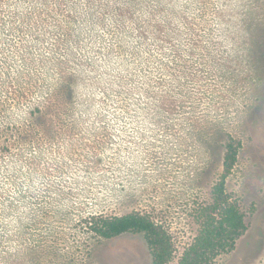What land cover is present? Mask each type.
Instances as JSON below:
<instances>
[{"label":"rangeland","instance_id":"374dc122","mask_svg":"<svg viewBox=\"0 0 264 264\" xmlns=\"http://www.w3.org/2000/svg\"><path fill=\"white\" fill-rule=\"evenodd\" d=\"M227 134L247 229L216 264H264V0H0V264H151L85 223L132 210L179 255Z\"/></svg>","mask_w":264,"mask_h":264},{"label":"trees","instance_id":"16d2710c","mask_svg":"<svg viewBox=\"0 0 264 264\" xmlns=\"http://www.w3.org/2000/svg\"><path fill=\"white\" fill-rule=\"evenodd\" d=\"M86 1L91 3L96 0ZM75 88L73 83L67 82L65 104L70 106V110H73L71 101ZM37 110L43 113L39 107ZM32 118L33 121L37 119L35 116ZM241 146L239 139L227 134L222 170L212 183L209 196L194 205L192 216L196 225L195 234L179 255H176V239L170 228L147 212L132 210L121 214L90 215L85 218L89 232L103 239L127 233L141 234L147 244L151 264H216L220 255L235 249L238 239L247 229L245 213L239 200L227 186Z\"/></svg>","mask_w":264,"mask_h":264}]
</instances>
